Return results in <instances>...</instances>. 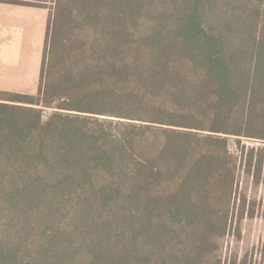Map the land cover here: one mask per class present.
I'll list each match as a JSON object with an SVG mask.
<instances>
[{
	"label": "trees",
	"instance_id": "trees-1",
	"mask_svg": "<svg viewBox=\"0 0 264 264\" xmlns=\"http://www.w3.org/2000/svg\"><path fill=\"white\" fill-rule=\"evenodd\" d=\"M49 11L36 94L0 90V264H250L264 0H0Z\"/></svg>",
	"mask_w": 264,
	"mask_h": 264
},
{
	"label": "rangeland",
	"instance_id": "rangeland-1",
	"mask_svg": "<svg viewBox=\"0 0 264 264\" xmlns=\"http://www.w3.org/2000/svg\"><path fill=\"white\" fill-rule=\"evenodd\" d=\"M47 4L54 5L51 0ZM18 12L12 14L14 20L9 18L8 25L0 22V90L36 94L43 53L44 13ZM243 142L264 148L263 142ZM250 196L260 205L258 213L244 222L241 239H227L225 253L233 251L243 257L249 252L250 264H264V183L257 193L250 189Z\"/></svg>",
	"mask_w": 264,
	"mask_h": 264
},
{
	"label": "crops",
	"instance_id": "crops-1",
	"mask_svg": "<svg viewBox=\"0 0 264 264\" xmlns=\"http://www.w3.org/2000/svg\"><path fill=\"white\" fill-rule=\"evenodd\" d=\"M18 11H20V12H18ZM15 12H18V14L23 13V12H28L29 14H31V13L39 14L40 12L44 13V16H43L44 17L43 24L45 27L44 39H43V46H44L45 33L47 30V23H48V16H49L48 10L43 9V8H35V7H27V6L0 3V22L3 23L4 25H8L9 24V18L11 20H14L12 18V16H13L12 14Z\"/></svg>",
	"mask_w": 264,
	"mask_h": 264
}]
</instances>
